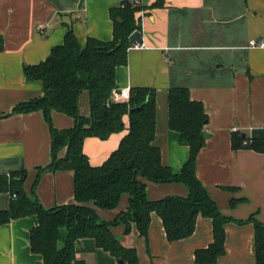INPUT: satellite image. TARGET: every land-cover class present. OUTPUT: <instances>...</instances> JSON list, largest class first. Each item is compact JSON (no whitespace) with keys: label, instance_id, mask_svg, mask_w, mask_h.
<instances>
[{"label":"crops","instance_id":"crops-1","mask_svg":"<svg viewBox=\"0 0 264 264\" xmlns=\"http://www.w3.org/2000/svg\"><path fill=\"white\" fill-rule=\"evenodd\" d=\"M142 1L145 8L133 12L141 45L128 47L126 64L115 67V86L152 88V143L158 148L160 163L173 173L180 171L188 154L167 124L166 91L184 87L190 100L201 103L206 114L202 132L208 136L195 157V176L218 212L230 219L223 224L224 254L211 264H254L249 219L264 223V151L234 148L232 139L237 135L264 139V46L248 44L249 40L264 43V0ZM155 2L161 6L151 7ZM122 3L0 0V175L22 170L21 190L44 209L74 202L71 171L44 169L51 161L49 127L70 129L74 119L52 109L48 121L40 110L10 114L15 104L42 94L39 83L24 81L21 66L40 62L51 47L60 44L64 25L70 26L80 46L87 37L109 40L108 9ZM76 111L88 117L86 91L77 95ZM121 121L123 128L103 140L93 136L82 140V153L89 164H101L117 147L127 132L126 114ZM64 152L61 147L56 157ZM139 179L149 201L184 197L188 192L177 181ZM127 198L122 192L117 204L107 209L83 204L93 207L101 221L109 222V233L121 247L134 250L137 264H196L193 252L211 242L209 219L198 215L189 236L168 243L159 217L150 213L144 239L132 222L113 223L127 210ZM8 203L9 194L0 192V209H7ZM36 224L34 215L0 224V264L40 263V256L28 250L27 234ZM74 250L79 264H118L91 238L78 239Z\"/></svg>","mask_w":264,"mask_h":264},{"label":"trees","instance_id":"trees-1","mask_svg":"<svg viewBox=\"0 0 264 264\" xmlns=\"http://www.w3.org/2000/svg\"><path fill=\"white\" fill-rule=\"evenodd\" d=\"M151 7L161 6L155 2ZM145 8L142 3L108 9L111 38L99 41L87 37L83 46L77 42L70 26L64 25L62 42L49 49L48 55L36 64L22 65L24 81L40 84V97L19 102L11 113L40 110L46 121L49 110L72 117L70 129L49 127L51 161L44 167L49 171L69 170L72 173L73 203L53 208H42L29 200L20 188L22 170L0 175V192L9 194L7 209H0V224L9 220L34 215L37 224L28 231V250L40 256L39 264H79L75 259L74 244L80 238H91L102 249L122 264H137L132 248H123L108 231V223L97 218L90 202L101 209L112 208L122 192L127 194L128 208L115 217L113 223L132 222L138 235L146 239L149 214L155 213L161 222L165 240L170 243L184 239L193 231L196 217L209 219L211 242L193 252L196 264H211L224 254L223 224L229 218L218 212L195 176V157L203 145L202 128L206 114L201 103L190 100L184 87H169L167 93V124L177 133L178 143L187 147L188 157L178 173L160 163L158 148L152 143L154 132V93L152 88H129V97L119 103L109 101L116 89L113 79L115 67L125 65L126 51L131 47L127 38L132 30L139 31L133 12ZM1 48V38H0ZM88 95V117L76 111L77 95ZM141 104L128 113V108ZM127 115V132L117 147L99 165L89 164L82 153V140L93 136L100 140L122 128V115ZM61 147L64 155L56 157ZM232 147H246L264 151V139H250L240 135L232 139ZM43 169H39L38 172ZM37 172V173H38ZM139 178L149 182L177 181L186 185L184 197L168 196L153 201L145 197ZM13 196V197H12ZM252 224L254 264H264V223L249 219Z\"/></svg>","mask_w":264,"mask_h":264},{"label":"built area","instance_id":"built-area-1","mask_svg":"<svg viewBox=\"0 0 264 264\" xmlns=\"http://www.w3.org/2000/svg\"><path fill=\"white\" fill-rule=\"evenodd\" d=\"M128 2H130L131 4H136V5H140L143 1L142 0H127ZM41 28V25L37 26L36 29ZM249 46L251 47H263L264 43H262L261 41H257V40H249L248 42ZM131 47H135L138 48L139 46L136 45V43L132 44ZM129 88L127 86L125 87H121V88H116V89H112L110 92V97H109V101L111 102H115V103H119V101H126L129 97ZM234 130V129H233ZM13 197V196H12Z\"/></svg>","mask_w":264,"mask_h":264},{"label":"water","instance_id":"water-1","mask_svg":"<svg viewBox=\"0 0 264 264\" xmlns=\"http://www.w3.org/2000/svg\"><path fill=\"white\" fill-rule=\"evenodd\" d=\"M122 2H124V4L128 7L131 6V3L128 2L127 0H122ZM128 42L130 45L136 43V45L140 46L141 45V38H140V32H138L137 30H132V33L129 34L128 38H127ZM141 104L136 105L134 107L128 108V113L133 112L135 110H137L138 108H140ZM208 136L207 133L202 132V137L206 138ZM118 264H122V262L120 260H117Z\"/></svg>","mask_w":264,"mask_h":264}]
</instances>
